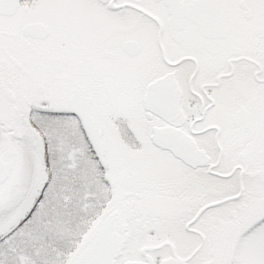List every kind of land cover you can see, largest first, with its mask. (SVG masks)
I'll list each match as a JSON object with an SVG mask.
<instances>
[{"label":"flooded vegetation","instance_id":"af4514ba","mask_svg":"<svg viewBox=\"0 0 264 264\" xmlns=\"http://www.w3.org/2000/svg\"><path fill=\"white\" fill-rule=\"evenodd\" d=\"M180 1L183 4H191L198 0ZM223 1L218 0L219 16L222 15L224 19L227 33L220 38H206L201 35L195 23L187 19L184 28L176 30L171 23L164 0H140V4H137V1L133 4L131 0H64L61 6L71 11L76 10L82 14L87 23L89 20L100 19L107 21L111 27L100 44L97 45L96 37L93 46L76 48L69 47L64 36L54 31L46 11L48 7L44 9L45 5L43 8L40 5L36 6L39 0H32L34 7L30 16L33 15L36 19L23 26L11 21L15 15H18L23 0H20V7L14 15H0L2 19L0 22V176L6 173V168H9V176L0 184V210L8 208L24 178H32L33 181L39 178L45 181L57 170L59 164L67 167L73 162L72 158L68 159L66 153L59 155L52 150L51 138L47 134V130L52 128L62 130L69 123L71 129H80L87 140L89 146L87 152L94 167L92 171L95 173L93 192L99 196L102 194L107 204L105 208L107 212L102 217L98 216L85 247L100 234L110 218L112 219L111 234L119 236L121 242L114 256V264H125L127 261L147 264V256L153 259V264H162L164 260L172 257L173 250L176 258L185 264H212L213 256L222 253L221 257H225L229 253V238L235 231L237 237L242 240L259 237L258 229L264 225V26L258 24L257 10L253 4L257 0H231L226 4ZM241 4H244L245 8ZM38 10L40 11L36 13L35 11ZM132 13L135 15L133 16ZM246 14L249 17H246ZM53 17L59 23L62 22V18L55 15ZM133 17L151 27L150 49L147 47L145 49L141 41L136 38H128L122 43L115 41L116 32L131 30ZM188 24L194 27L189 28ZM28 25L43 26L42 28H46V36L24 34L23 30ZM120 26L122 27L117 31ZM196 40L201 47H195ZM129 41L139 43L138 54L131 56L125 51L124 46ZM145 55V61H148L151 67V71L146 75V78L151 79L149 83L172 74L182 92L181 114L170 122L156 115L149 118L143 104L149 83L141 87L140 99L133 112L139 113L141 117L144 116L147 122L153 121L155 124L152 130L154 127H173L196 140L195 125L205 120L206 115L199 120L191 117L192 114L189 116L190 102L187 101V88L190 96L198 97L202 102V113H205L204 109L210 110L214 106L212 99L204 104L206 94L224 92L225 95L238 98L235 106L232 102L237 118L230 135L232 136V132L235 131V138H227L229 144H236L235 159L225 160V156L228 157L226 148L220 147L217 143L220 153L217 165L223 163L228 171L237 175V191L227 201L223 199L216 202L220 203L218 207L226 202L229 205L237 203L238 216L235 219L212 218L211 210H207L194 221L203 208L213 203L210 202L208 179L213 174H217L213 170L217 165H210L211 158L207 151L208 164L203 168L193 169L170 152L156 148L166 155L156 156L155 162L158 163L156 166L161 165L163 168L164 175L160 179L145 174L135 178L130 176L134 162L141 161L142 157H146L144 162L148 161L147 156L137 153L125 156L122 165L124 170L119 168L117 171L108 160L107 168L101 170L98 168L99 161L84 132L83 123L80 117L72 112L70 98L73 96L74 88L79 85L90 100L91 118L95 130L101 132L100 139L104 148L106 137L101 128L96 126L93 112L101 82H107L106 79H116L120 74L121 66L124 67L121 74L131 76L130 62ZM185 64L187 66H184ZM142 66H144L142 62L137 64L134 71L142 70ZM181 67L187 68L188 71L190 68L193 69L188 78L187 88L180 73ZM202 69L207 76V83L200 93H196L193 82ZM188 74L190 73L186 75ZM234 83L240 85L235 86ZM131 126L129 124L130 131L138 136ZM217 131L220 135V130ZM136 136L135 147L140 150L147 143V138ZM218 140L219 137L216 138V141ZM150 141L152 142V137ZM78 146L80 151L84 150L81 145ZM173 166L180 168V175L171 171ZM198 171L203 173L202 185L195 184V173ZM16 172L18 177L21 176L18 182L13 179ZM170 172L174 174L170 176ZM163 180L169 184L167 189L175 193L182 207L185 206L191 211L164 224L153 219H126L125 217L128 216L126 210L139 204V200H144V194L148 191L154 192L160 188ZM174 180L179 183L177 187L174 186ZM123 183L129 185L125 190H120ZM101 184L105 188L104 193L100 191ZM38 188L40 193L44 192L45 187ZM131 189L135 190L134 198L131 197ZM36 204L37 201L31 203L32 209ZM12 206V210L15 211L13 203ZM121 211L124 212V217ZM131 221L139 224H132ZM226 226L230 228H225ZM130 235L135 239L148 240L159 236L168 239L157 245L143 246L140 249V258L125 259L124 244ZM144 248H147L146 254L142 255ZM241 262L240 256L239 263Z\"/></svg>","mask_w":264,"mask_h":264},{"label":"rangeland","instance_id":"374dc122","mask_svg":"<svg viewBox=\"0 0 264 264\" xmlns=\"http://www.w3.org/2000/svg\"><path fill=\"white\" fill-rule=\"evenodd\" d=\"M63 1L39 0V4H36L37 1L34 3L42 8L45 5L44 9L48 7L46 11H48L49 21L54 31L58 35L64 36V40L69 47H91L95 43L96 37L98 38L97 45L100 44L103 36L111 30L109 23L100 19L89 20V23H87L82 14H79L76 10L71 11L66 7H62L61 3ZM131 1L133 4L136 1L137 4H140V0ZM230 1L224 0L223 2L226 4ZM32 3V0H23L22 8L11 21H16L23 26L29 21L36 19L35 16H30L31 9L34 7H32ZM253 4L257 10L258 24L262 27L264 26V0H257ZM135 13H132L133 16ZM54 15L62 18V22L59 23L53 17ZM0 22H2V19H0ZM188 26L189 28L194 27L191 24H188ZM121 27L117 28V31ZM151 34V27L133 17L131 30L129 32H116L115 41L122 43L128 38H136L141 41L145 49L146 47L150 49L149 35ZM197 40L195 41V47L199 48L201 46ZM145 60L146 55L130 62V67L132 68L131 76L122 75L121 71L124 67L121 66L120 74L116 79H106L107 82H101L93 112L96 126L101 128L106 137L104 153L110 165H113L117 171L119 168L124 170L122 165H124L125 156L133 155L134 153L145 155L148 157V161L144 162L143 160L146 157H142L141 161L134 162L130 176L135 178V176L145 174L147 176L154 175L160 179L164 175L163 168L161 165L156 166L158 163L155 160L157 159L156 156L166 155L158 151L150 141L152 127L155 123L153 121L147 122L144 116L141 117L139 113L133 112L140 99L141 87L146 86L151 80L148 77L146 78L147 73L151 71V67L149 62ZM141 62L144 63L143 69L141 68L142 70L135 72V67ZM184 66H187V64ZM188 72L190 74L186 75ZM192 72V68L188 71L187 68L181 67L180 73L183 75L186 88L188 86V78ZM206 80L207 76L202 69L193 82V89L196 93H200L202 87L207 83ZM234 85L239 86L240 84L234 83ZM67 90L69 93V86ZM186 95L187 101L190 102L189 116L192 114L191 117L199 120L203 115H206L205 120L196 123L194 131L196 132L195 136L199 146L210 155V165L215 166L219 162L218 145L226 148L228 157L225 156V160H234L236 144H229L227 138H235V131L232 132V136L230 135L237 118L236 109L232 106V102L235 106L238 98L225 95L224 92H215L212 95L206 94L204 95V104L206 105L207 100L212 99L214 106L210 110L204 109L205 113H202V102H200L199 98L190 96L188 88ZM129 124L132 125V130L138 136L130 131ZM65 126L67 127L62 130L49 129L47 134L51 138L52 150L59 155L66 153L68 159L72 158L73 162L67 167L59 164L57 170L52 172L50 178L45 181L39 178H35L34 181L32 178H24L11 199V202L15 205V211L12 210L11 202L8 208L0 210V264H72L85 247L87 238L93 230V224L107 212L105 210L107 204H105L102 194L99 196V194L95 195L93 192L95 173L92 171L94 167L87 152L89 148L87 140L80 129H71L69 123ZM217 129L220 130V135H218ZM135 136L147 138V143L140 150L135 147ZM217 137H219L218 141H216ZM78 145H81L84 150L80 151ZM98 168L101 170L100 165ZM172 170L179 175L181 174L180 168L173 166ZM213 170L217 174H213L208 179L210 202L223 199L227 201V199L236 194L237 175L228 171V168L223 163L215 166ZM174 172H170V176ZM19 177L16 172L13 178L14 181L18 182ZM195 177V184L202 185V171L196 172ZM122 185L120 190H125L129 183L128 185H124V183ZM178 185L177 180H174V186L177 187ZM40 186L45 187L43 193L38 190ZM168 186L169 184L163 180L160 188L154 192L148 191L144 194V200H139V204H135L133 208L126 210L128 216L125 218L131 220L153 219L155 221L159 220L164 224L191 211L186 209L185 206L182 207L175 193H171L170 189H167ZM100 189L101 193H104L103 190L105 188L102 184ZM131 190V197L134 198L135 190ZM141 197H143L142 193ZM33 201H37V204L32 209L31 203ZM238 206L235 202L233 205H229L226 202L221 207L211 209V217L233 220L238 216ZM121 214L124 217L123 211H121ZM159 221L157 222L160 223ZM131 223L139 224L135 221H131ZM225 228L230 227L226 226ZM258 234L259 237H249L246 240H242L237 237V231H235L229 238V253L225 254V257H221L222 253L218 256H213L212 264H240V256L241 264H264V225L259 227ZM166 239L168 237L164 236L148 240L135 239L130 235L124 244L125 259L140 258V249L143 246L157 245Z\"/></svg>","mask_w":264,"mask_h":264},{"label":"water","instance_id":"95a60500","mask_svg":"<svg viewBox=\"0 0 264 264\" xmlns=\"http://www.w3.org/2000/svg\"><path fill=\"white\" fill-rule=\"evenodd\" d=\"M164 3L169 10L171 23L176 30H182L187 19L195 23L201 35L206 38H220L227 33L224 19L222 15L219 16L218 0H199L191 4H183L180 0H164ZM241 6L244 8V4H241ZM19 7L20 0H0V15L12 16ZM218 17L220 18L218 19ZM246 17H249V15L246 14ZM42 27L41 25H28L23 32L26 35L44 37L46 36V28ZM124 49L129 55L134 56L139 52V44L135 41H129L125 44ZM181 97L180 86L174 75L170 74L148 85L144 97V109L148 112L149 117L154 114L162 117L165 121H172L181 114ZM70 103L73 113L82 120L86 135L101 165L106 167L107 163L103 156V146L100 139L101 133L95 130L89 110L90 100L79 85L75 86ZM152 141L155 146L170 151L176 158L192 168L205 166L208 162L206 153L199 149L191 137H188L179 129L155 127ZM5 172L4 175L0 176V184L9 176V168H6ZM218 205L219 203H213L203 208L194 221L207 209ZM111 223L112 219L105 224L99 236L89 244L74 264H114L113 257L120 244V239L119 236L111 234ZM145 252L146 249L142 251L143 254ZM172 255V258L162 264H185L175 259L174 250ZM147 261L148 264H153L150 257H147ZM126 264L140 263L128 262Z\"/></svg>","mask_w":264,"mask_h":264}]
</instances>
